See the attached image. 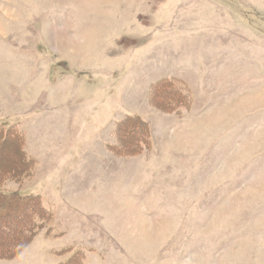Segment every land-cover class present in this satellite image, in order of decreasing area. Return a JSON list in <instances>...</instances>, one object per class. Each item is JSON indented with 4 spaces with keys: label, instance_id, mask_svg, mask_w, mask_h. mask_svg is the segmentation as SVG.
<instances>
[{
    "label": "rangeland",
    "instance_id": "obj_1",
    "mask_svg": "<svg viewBox=\"0 0 264 264\" xmlns=\"http://www.w3.org/2000/svg\"><path fill=\"white\" fill-rule=\"evenodd\" d=\"M126 115L134 157L110 149ZM0 127L34 161L4 189L53 216L0 264H264V0H0Z\"/></svg>",
    "mask_w": 264,
    "mask_h": 264
},
{
    "label": "trees",
    "instance_id": "obj_2",
    "mask_svg": "<svg viewBox=\"0 0 264 264\" xmlns=\"http://www.w3.org/2000/svg\"><path fill=\"white\" fill-rule=\"evenodd\" d=\"M150 88L149 102L165 114L173 113L180 106L188 104V97L179 81L174 82L166 78L154 83ZM158 89V100H155L153 93ZM167 89L169 93H166ZM165 96H171L170 106L160 102ZM156 101L159 103L156 104ZM150 131L147 121L137 115H126L117 123L116 144L110 146V149L119 156L139 155L149 146ZM7 144L14 150L12 155L15 158L8 163L2 156L6 151L8 152L5 148ZM33 167V159L24 150V138L21 132L10 128L3 130L0 127V217L13 214L16 222L14 229H10V224L7 222L2 224L0 260H12L21 255L38 233L44 230L47 234L46 225L52 220V213L43 206L39 196L23 195L19 191L4 189L7 182L19 184L30 177L33 174Z\"/></svg>",
    "mask_w": 264,
    "mask_h": 264
}]
</instances>
